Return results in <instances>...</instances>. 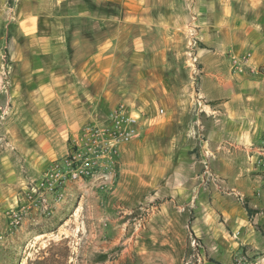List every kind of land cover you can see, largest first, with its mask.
Segmentation results:
<instances>
[{"label":"crops","instance_id":"obj_1","mask_svg":"<svg viewBox=\"0 0 264 264\" xmlns=\"http://www.w3.org/2000/svg\"><path fill=\"white\" fill-rule=\"evenodd\" d=\"M196 3L208 25L206 39L217 48L196 52L204 70L200 84L191 86L192 90L188 85L186 95L178 97L173 93L175 86L164 77L168 48L164 40L150 35L158 24L177 25L172 16L163 22L160 11L177 8V0H0L1 34L6 20L14 25L9 39L18 75L11 81L10 97L31 95L39 100L35 104L59 107L57 119L63 122L66 140L84 118L103 109L95 94L88 93L87 102L84 92L86 95V90L96 87L100 74L109 81L116 65L134 64L145 88L139 95L148 98L137 102L142 117L139 134L120 147V173L113 188L104 192L101 184L88 179L68 182L50 213L34 212L25 222L33 241L54 237L51 226L57 215L60 223L55 240L68 237L62 234L67 231L72 235L74 230L86 228L82 210L94 208L97 215L89 212L95 219L91 225L97 222L109 234L98 253L107 256L108 264H173V243L182 229L199 232L207 248L218 249L215 255L223 256L228 250L264 251L253 215L248 216L239 198L217 194L207 179L198 175L204 148H194L197 139L193 136L195 129L218 126L211 118L218 115L220 120L233 105L235 114L243 113L242 85H234V96H228L233 84L223 77L227 70L222 52L226 40L235 41V52L250 51V65L264 63V0H194ZM4 9L8 10L6 16ZM118 57L124 60H116ZM210 72L218 74L211 76ZM256 86L255 114L264 117L263 83L257 81ZM49 118L56 120L55 116ZM48 128L37 126L32 133L58 131L55 125ZM187 142L192 146H182ZM67 145L66 141L65 150ZM239 165L230 162L228 167ZM71 200L76 203L69 212ZM152 203L156 210L151 219L134 235L130 211ZM189 208H195V217L188 225ZM78 248L75 242V253ZM102 262L105 260L98 263Z\"/></svg>","mask_w":264,"mask_h":264},{"label":"rangeland","instance_id":"obj_2","mask_svg":"<svg viewBox=\"0 0 264 264\" xmlns=\"http://www.w3.org/2000/svg\"><path fill=\"white\" fill-rule=\"evenodd\" d=\"M10 1L8 0L9 3ZM173 1L167 0L168 3ZM160 11L163 12V22L170 21L172 16L177 25L158 24L151 29L150 35L152 38L156 35L161 42L164 40L169 54L168 70L164 77L175 86L174 96L181 97L186 95L188 85L196 87L200 84V76L204 73L200 56L195 71L189 65L187 49L191 38L196 41L198 52L201 48L215 50L217 46L215 42L206 39L209 36L208 25L203 23L201 10L197 3L194 5V0H177V8H163ZM7 12L8 10L4 9L3 15L6 16ZM5 22L7 23L2 26V34L0 31V264H108L107 256L102 258L98 253L107 244L109 234L102 231L103 229L96 225L97 222L91 225L92 221H95L91 216L97 215L94 208L82 210L86 228L74 230L72 235L68 231L62 233L68 235L64 239H54L59 235L58 215L54 217L51 226V229H54L52 239L46 238L44 242L39 237V240L33 241L27 233V219L34 212L45 214L41 209L45 175L49 165L65 155V143L67 141L68 147L71 136L66 140L62 135L63 122L58 120L59 107L35 104L34 101L39 100H33L31 95H18L11 99L9 88L13 76H17L18 72L16 73L17 67L13 66L9 39L14 25L11 21ZM234 44L235 41L225 42L222 54L227 73L223 77L233 84L232 89L228 90V96H234V85H242L244 102L240 109H243V113L235 114L233 105L227 114L220 116V120L218 115L216 119L211 118L218 126L213 128V124H210L208 128L195 129L193 136L196 137L197 143L194 148H207L210 152L207 161L211 176L207 182L211 184L212 190L222 196L229 195L230 199L235 196L242 205L245 203L255 206L253 219L260 231V238L264 240V117L255 114L254 101L258 93L257 81L263 83L264 92V67H261L264 63L258 66L250 65V51L235 52ZM243 53L248 55V60L241 64L242 70L237 71L232 65V59ZM116 60L122 61L124 58L118 57ZM114 68L115 72L109 74V81L100 74L96 87L86 90V95L84 92L87 102V98H90L88 93L95 94L103 109H95L96 114L93 112L92 118H84L83 124L106 123L110 112L120 104L132 110L134 114L139 113V125L142 123L137 102L148 98L139 95L145 92V88L143 89V82L139 81V73L134 71L136 67L132 63H121ZM124 69L126 71H123ZM210 73L211 76L218 74ZM234 74L240 77H235ZM56 103L60 105L59 101ZM51 116H55L56 120H50ZM50 125L58 127V131L51 129L49 133L41 130L34 134V130L32 133L37 126L48 130ZM182 146L191 147L192 143L187 142ZM230 162H236L240 167L229 169ZM120 163L121 159L117 166V180ZM198 175L204 176L202 167ZM36 183L39 187L32 188ZM63 195L64 191L59 199L51 197V210ZM33 202L37 203V206ZM75 203L74 200L70 201L69 212L73 210ZM89 212H92L91 216ZM188 216L189 225L190 219L195 217V208H189ZM69 223L71 224L70 221ZM75 242L79 246L77 253L74 251ZM173 245V264H183L181 258L191 253H198L200 256L198 264H264V251L261 250H258V253L246 249L228 250L223 256L215 255L218 249L207 248L199 232L195 234L187 229H182V233L179 231V239ZM101 260L105 262L98 263Z\"/></svg>","mask_w":264,"mask_h":264},{"label":"built area","instance_id":"obj_3","mask_svg":"<svg viewBox=\"0 0 264 264\" xmlns=\"http://www.w3.org/2000/svg\"><path fill=\"white\" fill-rule=\"evenodd\" d=\"M196 41H189L187 55L192 70L197 68ZM248 60L247 54L233 57L232 65L235 70L241 71V64ZM261 67H264L262 65ZM139 113L134 114L120 104L114 108L106 123H84L71 136L68 150L65 155L54 160L45 175V186L41 209L44 213H50V199L61 198L68 182H77L88 179L97 181L105 190H111L117 175V166L120 159V147L136 138L139 134ZM210 152L204 148L203 174L206 179L211 176L208 168L207 158ZM37 183L32 186L35 188ZM39 187V186H37ZM35 206L37 203L33 202ZM156 210V204L139 206L138 210L130 211L132 215L131 226L134 235H138L145 229ZM200 256L191 253L181 258L183 264H198Z\"/></svg>","mask_w":264,"mask_h":264},{"label":"trees","instance_id":"obj_4","mask_svg":"<svg viewBox=\"0 0 264 264\" xmlns=\"http://www.w3.org/2000/svg\"><path fill=\"white\" fill-rule=\"evenodd\" d=\"M243 207L245 208L247 214L249 217H251L255 212L256 210L253 209V208H250L247 204L243 203Z\"/></svg>","mask_w":264,"mask_h":264}]
</instances>
